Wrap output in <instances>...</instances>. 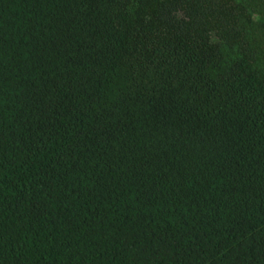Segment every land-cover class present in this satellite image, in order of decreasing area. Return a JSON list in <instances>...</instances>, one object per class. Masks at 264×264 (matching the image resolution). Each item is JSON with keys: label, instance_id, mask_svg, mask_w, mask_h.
<instances>
[{"label": "trees", "instance_id": "1", "mask_svg": "<svg viewBox=\"0 0 264 264\" xmlns=\"http://www.w3.org/2000/svg\"><path fill=\"white\" fill-rule=\"evenodd\" d=\"M0 264H264V0H0Z\"/></svg>", "mask_w": 264, "mask_h": 264}]
</instances>
